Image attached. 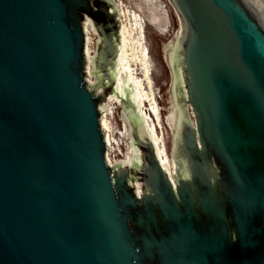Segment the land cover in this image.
I'll use <instances>...</instances> for the list:
<instances>
[{"label": "water", "instance_id": "obj_1", "mask_svg": "<svg viewBox=\"0 0 264 264\" xmlns=\"http://www.w3.org/2000/svg\"><path fill=\"white\" fill-rule=\"evenodd\" d=\"M166 1L172 169L116 0H0V264H264V22L248 0Z\"/></svg>", "mask_w": 264, "mask_h": 264}, {"label": "bare ground", "instance_id": "obj_2", "mask_svg": "<svg viewBox=\"0 0 264 264\" xmlns=\"http://www.w3.org/2000/svg\"><path fill=\"white\" fill-rule=\"evenodd\" d=\"M248 1L264 22L263 3H260L257 0ZM145 2L147 3V7L150 11L149 20H146L145 17L142 16L141 13H138L133 5H131L127 1L116 0L121 19V45L132 79V83L134 85L150 130L152 132L161 162H164L165 158L168 162L169 169H172L173 159L170 152H168L163 130L165 121L157 109L159 99L155 88V82L152 78L149 47L147 44L148 41L145 32L147 25L150 23L161 27V25H163L165 21V17H167V12L161 4H159L156 9H153L152 6L156 4H153L150 0H146ZM167 20H169L168 17ZM167 26V28L169 29V21L167 23ZM157 29H159V27H157ZM165 30L166 29H159V31ZM115 103L116 101L111 98L108 104V113H106L107 111H104L101 123L105 130L107 147L109 149L110 147L114 149L117 148V150L122 151L121 143L122 141H125L126 143V127H124V131H122V134L119 133L120 129L117 127H113L111 124L112 121H110L111 118L109 119L108 117V115L110 114H115ZM117 129L119 131H116ZM117 133L119 135L118 137Z\"/></svg>", "mask_w": 264, "mask_h": 264}, {"label": "rangeland", "instance_id": "obj_3", "mask_svg": "<svg viewBox=\"0 0 264 264\" xmlns=\"http://www.w3.org/2000/svg\"><path fill=\"white\" fill-rule=\"evenodd\" d=\"M127 1L128 3H130L131 5H133V7L135 8V10L138 11V13H141L142 16L145 17L146 20L150 19V11L149 8L147 7V3L145 2L146 0H124ZM153 4H156L153 7V9H156L158 7L159 4H161L163 6V8L165 9V11L167 12V17L169 20H167V17H165V21L163 23V25L158 26V25H154L152 23L148 24L146 27V37H147V44L149 47V55H150V62H151V72H152V78L155 82V88L157 91V95H158V99L160 100L161 96L163 95V93L165 92L166 88L168 87V85L170 84L171 80H170V74L169 71L158 51L159 49V43L157 38L152 34H156L158 36H161L165 39H168L170 37H172L173 32L175 30V25H174V20H173V16L170 10V7L167 3L166 0H150ZM260 3H263V7H264V0H257ZM158 3V4H157ZM166 6V7H164ZM168 21L170 22V27L169 29L167 28V23ZM157 27H159V29H166L165 31H159V29H157ZM168 30V31H167ZM152 32V33H151ZM108 113V112H106ZM111 124L113 127H117L120 129V131L117 129L116 131H119V133L122 134V131H124V123L119 119V117L117 116L116 113V109H115V114L112 115H108ZM163 130H164V134H165V139H166V144H167V148H168V152H170V148H171V139H172V135L171 132L169 131V128L167 127V124L164 122V126H163ZM118 133H117V137H118ZM123 139V136H122ZM122 147H127L125 141H122L121 143V150L124 152V149ZM110 150L113 151V153H118V154H122L123 152L120 150H117V148H112L110 147Z\"/></svg>", "mask_w": 264, "mask_h": 264}]
</instances>
